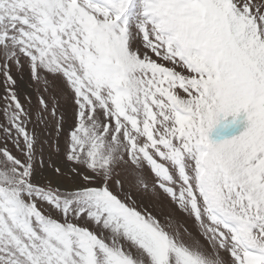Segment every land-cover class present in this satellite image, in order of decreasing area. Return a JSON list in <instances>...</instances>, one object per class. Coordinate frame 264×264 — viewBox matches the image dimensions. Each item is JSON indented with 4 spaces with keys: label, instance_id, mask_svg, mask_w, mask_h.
Here are the masks:
<instances>
[{
    "label": "rangeland",
    "instance_id": "1",
    "mask_svg": "<svg viewBox=\"0 0 264 264\" xmlns=\"http://www.w3.org/2000/svg\"><path fill=\"white\" fill-rule=\"evenodd\" d=\"M0 264H264V0H0Z\"/></svg>",
    "mask_w": 264,
    "mask_h": 264
},
{
    "label": "water",
    "instance_id": "2",
    "mask_svg": "<svg viewBox=\"0 0 264 264\" xmlns=\"http://www.w3.org/2000/svg\"><path fill=\"white\" fill-rule=\"evenodd\" d=\"M216 14L218 15V12H216ZM216 20H222V30H224L225 27H226L225 24H224V20L220 19L219 17Z\"/></svg>",
    "mask_w": 264,
    "mask_h": 264
}]
</instances>
